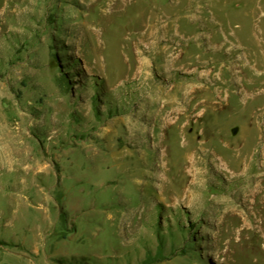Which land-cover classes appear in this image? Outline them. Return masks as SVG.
Here are the masks:
<instances>
[{
    "label": "rangeland",
    "instance_id": "1",
    "mask_svg": "<svg viewBox=\"0 0 264 264\" xmlns=\"http://www.w3.org/2000/svg\"><path fill=\"white\" fill-rule=\"evenodd\" d=\"M0 264H264V0H0Z\"/></svg>",
    "mask_w": 264,
    "mask_h": 264
},
{
    "label": "bare ground",
    "instance_id": "2",
    "mask_svg": "<svg viewBox=\"0 0 264 264\" xmlns=\"http://www.w3.org/2000/svg\"><path fill=\"white\" fill-rule=\"evenodd\" d=\"M194 160V159H193ZM196 163V162H195ZM198 174V173H197ZM195 183V182H194ZM251 188V187H250ZM263 188V187H262ZM261 186L260 185H257V186H252L251 188V191H253L254 193V196L257 198V199H262V193H263V190H262Z\"/></svg>",
    "mask_w": 264,
    "mask_h": 264
}]
</instances>
